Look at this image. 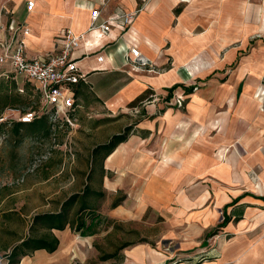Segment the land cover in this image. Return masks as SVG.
Segmentation results:
<instances>
[{
  "label": "crops",
  "instance_id": "1",
  "mask_svg": "<svg viewBox=\"0 0 264 264\" xmlns=\"http://www.w3.org/2000/svg\"><path fill=\"white\" fill-rule=\"evenodd\" d=\"M92 9L98 22L118 12L137 14L103 31L89 28ZM240 13V0L237 8L236 0H0V40H10L2 27L11 20L22 24L28 31L18 30L12 46L23 39L28 57L56 54L64 28L81 34L72 57L85 80L72 86L71 116L81 144L77 157L91 164L76 173L100 171L102 187L88 185L109 193L101 205L90 198L96 216L86 217L88 228L77 235L54 230L55 251L37 249L19 264H71V255L81 257L74 251L83 241L78 236L96 235L101 215L110 233L119 223L143 221L148 210L169 224L165 237L176 254L204 253L192 264H264V85L253 57L242 52L244 37L235 27ZM130 47L150 65L135 66ZM235 62L234 70L222 71ZM127 126V138L102 159L97 146ZM117 191L123 199L113 206ZM131 244L125 261L133 255L146 263L138 242L123 241L107 254L126 256ZM0 264H7L5 256Z\"/></svg>",
  "mask_w": 264,
  "mask_h": 264
},
{
  "label": "rangeland",
  "instance_id": "2",
  "mask_svg": "<svg viewBox=\"0 0 264 264\" xmlns=\"http://www.w3.org/2000/svg\"><path fill=\"white\" fill-rule=\"evenodd\" d=\"M240 5L241 13L235 16L236 32L241 30L244 37L242 52L253 57V64L259 73L256 75L257 81L264 85V43L260 41V38H264V0H240ZM235 68L236 62L227 64L222 71ZM195 85L197 87V83ZM5 100L7 103L4 105ZM6 108L47 111L43 109L36 84L13 74L7 64L0 63V111ZM56 115L61 120L62 114ZM75 129L76 126L71 127L63 122L51 123L48 134L44 136L30 134L23 128L16 133L11 125L0 127V258L9 253L22 238L31 235L30 226L35 214L58 210L68 194L85 181L91 187H102L104 181L100 171L95 169L88 174L76 173L77 166L86 171L90 169L91 163L90 158L77 157V149L81 144L75 138ZM29 168L33 170L29 171ZM108 177L113 178V182L118 179V176ZM121 195L122 191L115 194L117 198ZM108 196L105 191L95 202L101 205ZM76 209L77 206L72 209L71 219L75 218ZM90 213L89 210L80 212L88 220ZM149 215L150 210L139 223H119L110 233L109 220L101 215L100 222L93 227L96 235L87 238L78 236L77 239L83 241L74 251H80L81 257L71 255V264H159L165 256H169L165 264H192L191 260L197 262L206 257L201 252L193 255L192 259H187L186 254H176L174 241L165 237L170 227L165 218ZM134 226L142 231L141 236ZM65 229L79 234L73 230L74 227L72 230L69 227ZM41 232L43 230L37 229L32 234L39 235ZM141 238L146 241L139 242ZM123 241L140 243L145 248L141 256L146 263L138 261L133 255L129 256L128 262L125 261L128 254H132L134 244L123 249L126 256L119 251L114 257L103 258ZM132 259H136V263Z\"/></svg>",
  "mask_w": 264,
  "mask_h": 264
},
{
  "label": "built area",
  "instance_id": "3",
  "mask_svg": "<svg viewBox=\"0 0 264 264\" xmlns=\"http://www.w3.org/2000/svg\"><path fill=\"white\" fill-rule=\"evenodd\" d=\"M32 7L33 2L29 1L27 8L31 9ZM136 14V11L118 12L113 18L98 22L99 11L92 9L89 28H100L107 31L109 29L108 23L113 21L122 25L129 24ZM2 29L8 30L11 33V38L9 41L0 40V63L8 64L13 74L23 76L28 81L34 82L39 91L43 109L51 108L54 117L58 120L60 119L57 118L56 113H61L62 121L68 126L74 127L76 120L71 116L75 103L72 86L80 80H85V76L76 66L72 51L78 46L81 34H75L70 28H64L59 36V48L56 54L46 57H28L25 54L23 39L17 40L12 46L13 35L18 30H22L25 34L28 29L13 20L7 26H3ZM129 52L132 55L131 61L135 66L149 64V61L141 56L138 48L130 47ZM176 104L179 107L182 106L181 97L176 98ZM43 111H22L17 108H6L0 112V127L14 121L30 122ZM28 170L32 171L33 168Z\"/></svg>",
  "mask_w": 264,
  "mask_h": 264
},
{
  "label": "trees",
  "instance_id": "4",
  "mask_svg": "<svg viewBox=\"0 0 264 264\" xmlns=\"http://www.w3.org/2000/svg\"><path fill=\"white\" fill-rule=\"evenodd\" d=\"M6 103L7 101L5 100L4 105ZM56 122H58V119L54 117L53 110L50 112L44 110L39 116L35 117L30 122L14 121L11 124H3V126L11 125L13 131L16 133H18L20 129L23 128L30 134L46 136L49 132L51 123L54 124ZM129 131L130 127H125L123 131L112 135L108 142L97 146L95 150L103 149V159L104 157L109 155V153L117 144L127 138ZM93 195L98 197L103 196V193L95 192L90 188L88 183H86L82 192H75L70 194L61 203L58 210L35 214L32 218V223L30 226L31 235L22 238V240L18 244L11 248L9 253L4 254V256L7 258V264H18L23 256L29 255L37 249H45L48 252L55 251L58 247L59 239L54 234V230H64L66 227H69L72 230V228L74 227L73 230L79 231L82 228H88L89 224L86 225V217L82 216L80 212L89 210L91 212L89 215L90 219L96 216V214L94 213L95 208H93L89 202L90 198ZM122 199L123 197L117 198L112 203V205H117ZM75 206H77L78 209H76V211L74 212L75 218L71 219V212ZM225 221L226 217L224 216L222 223H224ZM37 229H41L43 230V232H41V234L39 235H33L32 232L36 231ZM112 256L113 254H106L103 256V258L106 259Z\"/></svg>",
  "mask_w": 264,
  "mask_h": 264
}]
</instances>
